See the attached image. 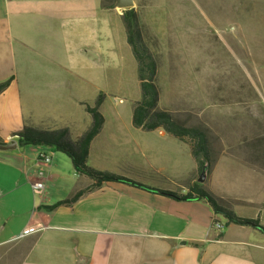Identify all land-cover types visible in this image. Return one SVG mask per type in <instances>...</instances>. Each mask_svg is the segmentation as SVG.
Returning <instances> with one entry per match:
<instances>
[{"label":"crops","instance_id":"0c3cea01","mask_svg":"<svg viewBox=\"0 0 264 264\" xmlns=\"http://www.w3.org/2000/svg\"><path fill=\"white\" fill-rule=\"evenodd\" d=\"M90 4L91 0H0V82L12 77L0 92L3 143L16 140L13 134L25 125L67 127L72 139L85 131L74 132L60 123V113L37 107L33 87L62 88L73 97L68 89L76 81L67 77L85 81L87 69H95V58L90 55L96 56L103 49L97 39L95 16L93 11L85 14L74 10ZM34 22L42 24L40 30H33V25L39 24ZM49 23H56V27L43 29ZM61 46L69 53L64 62L55 57L51 64H26L27 54L34 48L43 47L55 54L50 47L59 50ZM40 71L44 75L36 73ZM45 93L54 95L52 90ZM158 148L182 150L191 157L193 171L185 182L178 181L175 189L152 187L186 192L197 180L195 161L189 146L165 130H100L90 143L87 164L142 182L139 176L145 170L157 175L162 171ZM40 153L48 154L50 162L40 161ZM223 157L213 165L203 185L230 207L233 202L252 204L249 197L241 198L219 179L227 163L222 162ZM163 180L171 178L163 175ZM35 181L44 182L40 194L32 189ZM91 182L75 171L67 155L53 147L17 144L15 149L0 150V249L30 230L21 235L26 240L0 250V261L12 251L16 264H264L257 250L264 247L260 244L264 232L248 225H224V217L214 214L205 200H176L106 181L71 204L46 207ZM219 216L223 227L216 230L213 220ZM246 217L258 218L262 224L260 216Z\"/></svg>","mask_w":264,"mask_h":264},{"label":"rangeland","instance_id":"374dc122","mask_svg":"<svg viewBox=\"0 0 264 264\" xmlns=\"http://www.w3.org/2000/svg\"><path fill=\"white\" fill-rule=\"evenodd\" d=\"M93 4L91 0L89 8L74 10L85 14L93 11L95 16L98 43L103 47L96 56L90 55L95 58V69H87L85 81L67 77L76 81L68 89L73 97L62 88L51 89V96L45 93L51 90L33 87L36 106L60 113V123L77 132L89 126L91 117L75 98L93 106L101 92V130H142L131 121L132 104L140 98V88L136 61L120 17L122 10L115 2L111 9L102 8L101 0ZM134 8L157 57L158 107L187 125L206 130L214 164L221 156L222 162H227L219 179L252 202H233V211L245 217L260 216L264 225V0H135ZM34 23L40 27L35 24L33 30H40L42 24ZM53 26L56 23L43 29ZM50 50L55 54L43 47L34 48L27 54L26 64H51L55 57L64 62L69 55L62 46ZM36 73L44 75L42 71ZM192 162L182 150L158 148L162 171L157 175L145 170L139 179L146 185L175 189L178 181L185 182L192 174ZM199 174L196 170L194 177ZM163 175L171 180H163ZM204 175L203 182L210 172ZM23 240L19 235L0 250ZM260 244L264 246L263 241ZM257 250L264 263V247ZM0 264H16L14 253H6Z\"/></svg>","mask_w":264,"mask_h":264},{"label":"trees","instance_id":"16d2710c","mask_svg":"<svg viewBox=\"0 0 264 264\" xmlns=\"http://www.w3.org/2000/svg\"><path fill=\"white\" fill-rule=\"evenodd\" d=\"M114 2L115 0H101V7L111 9ZM120 17L124 26L126 42L136 61L140 88V98L132 104L131 121L133 126L142 130H153L160 127L185 142L189 146L197 171L199 173L201 171L206 174L209 173L215 158L211 155L206 130L200 126L187 125L176 119L168 110L158 107L160 93L156 83L158 71L156 54L144 34L137 10L134 7L123 9ZM11 79L12 77H9L0 82V92L9 85ZM102 97L103 94L100 92L93 106L84 103V108L90 115L91 121L85 131L75 139L71 138L67 127L49 129L25 125L13 134L16 136L18 146H50L64 153L69 157L77 173L84 174L92 180L90 185L78 190L69 198L47 205L48 209H54L62 204H71L85 192L101 186L103 182L113 181L169 196L176 200H205L214 214L224 217V225L229 223L248 225L264 232V225L259 223L258 218L238 216L229 205L216 198L203 185V182L196 180L188 187L186 192L180 193L155 188L123 175L90 167L87 164L90 143L102 129L104 123V117L99 111ZM0 143H3L2 140H0Z\"/></svg>","mask_w":264,"mask_h":264},{"label":"water","instance_id":"95a60500","mask_svg":"<svg viewBox=\"0 0 264 264\" xmlns=\"http://www.w3.org/2000/svg\"><path fill=\"white\" fill-rule=\"evenodd\" d=\"M115 7L118 9H126V8H132L134 7V1L133 0H115ZM122 12H120L121 14ZM17 147V141L12 139L10 142L7 143H0V150H10L15 149ZM204 171H201L199 174V177L197 178V181L203 182L204 180Z\"/></svg>","mask_w":264,"mask_h":264},{"label":"built area","instance_id":"2783aa9c","mask_svg":"<svg viewBox=\"0 0 264 264\" xmlns=\"http://www.w3.org/2000/svg\"><path fill=\"white\" fill-rule=\"evenodd\" d=\"M39 155H40V158H39L40 161H42L44 163L50 162V156L48 154L40 153ZM43 188H44V182L43 181H35L32 184V189H33L34 193L40 194L42 192ZM214 227L217 230H221L223 227V224L218 222L217 220H214ZM29 232H30V230L26 229L23 231V233L21 235L27 234Z\"/></svg>","mask_w":264,"mask_h":264}]
</instances>
